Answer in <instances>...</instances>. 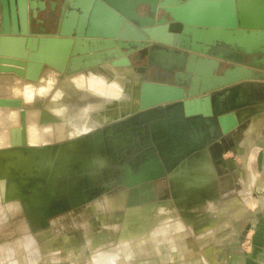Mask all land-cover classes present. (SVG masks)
Masks as SVG:
<instances>
[{
	"label": "rangeland",
	"instance_id": "rangeland-1",
	"mask_svg": "<svg viewBox=\"0 0 264 264\" xmlns=\"http://www.w3.org/2000/svg\"><path fill=\"white\" fill-rule=\"evenodd\" d=\"M180 41L182 40H179V42ZM149 46H156L158 48L166 47L157 44H150L146 47ZM222 49L229 51V53L232 51L228 54L230 55L229 57L227 55L225 56V58L231 60L229 61L230 64H228L229 68L235 65L248 66L253 60H262L257 68L258 73L263 74L261 79L241 83V86H244L243 88L248 90L250 94L248 95L247 93L246 98H244L239 105H248L247 108L242 109L244 114L242 111H239V114L236 116L239 119L247 115L243 121L244 127L239 130L238 134H247L249 131H251L252 134V131H255V129L259 132L257 128L253 130V126L256 125V123H251L249 119L251 115L249 116V114L256 111L254 106H263L261 100L257 101L254 99L260 97L258 91L264 90V54L258 53L249 56L239 51L236 52L231 50L226 46H222ZM159 50L161 51V49H158L157 51L151 52L150 49H148L147 55L150 57L149 63L153 61L152 57L157 59ZM176 50L182 49L177 48ZM142 51L143 50H141V52ZM136 55H134V60L137 58ZM240 57H242V61L239 62ZM110 66L113 67L112 65ZM113 68L116 69L115 71L118 69L116 67ZM119 69L121 70V68ZM46 71H49L50 74L52 73V77L49 73H46V77L48 78L50 76V78H52L50 82L53 83V88L46 85V89L48 90L46 93L48 96H44L43 101L39 100L35 105L31 104V102L27 104L26 92L25 94L22 93L23 96H21L19 90H16L14 87L16 83L12 86V89H10L13 92L11 96L14 95L16 96L15 98H0V264H96V258L94 260L93 256V247L88 238L102 237L104 236L103 234L109 232L110 229H112L110 232L115 234L114 230L120 228L121 225L120 227H115L112 224L114 218L121 219L122 217H126L128 212L135 210L133 213H130L124 225L120 228V236L118 235L119 239L117 238L119 246L116 247L115 251L113 250V254L115 255L114 259H116L123 254L121 252H123L124 249H120L123 245V243L121 244V237L125 236L126 231L130 227H134L132 232L135 231L137 234L141 231L138 230L137 227L141 224L142 220H140L136 214L139 211H143L144 208L141 210L139 208L143 207L144 204H133L132 200L142 198V196L152 197L155 200V194L153 190L149 188L148 184L141 188H136L137 190L134 192V188L128 187V180L138 176L140 174L138 172H140L143 165L149 160L159 157L160 163L164 162L161 160L160 146L151 144V141L146 135V127L138 126L133 130L131 128L125 132L107 135L106 131L108 127H113L120 124V122H113L108 125L104 124L98 128H91L93 122L90 119V115L84 113L85 115L82 116L83 118L81 117V108H84V110H94L95 106L99 103H105L109 99L112 101L120 99V96H117L119 93L116 91V87L120 88L121 86L119 84L116 85V82H120L117 81L118 79H115L116 81L109 85L110 83H107L109 80H101L98 78L101 76L100 73L94 75V73L91 72L90 74L85 73L89 74V76L85 74L80 75L83 77V81L66 83L59 80L60 76L57 75L55 70L46 67L41 74L42 78L40 77L39 79L41 81H37L39 83L26 81V83L22 85L24 91L34 83L37 84V87H35L36 91L44 88L47 78L45 77L44 80L43 77L46 74L43 73ZM125 72L129 74L134 73L130 70ZM134 76H130V79H134ZM145 79L147 80L146 76ZM42 81H45V84H43ZM2 83L3 82L0 81V86ZM120 83H123V86L127 84L126 81H121ZM77 87H79V89ZM55 88H58L57 93L66 95H62V97L58 99V102H54L57 105L56 108L59 107V111L54 108L55 111H50L47 116L51 117V113L61 112L62 106L63 111L61 112L62 114H59L58 118H62L63 123H60V120L54 117L52 122L55 130L49 128V133L45 129L50 123L46 125L41 124L40 116L42 112L47 111L48 106L51 104L49 92H52ZM226 89L228 88H224L222 91ZM214 93L215 92H212L211 94L213 95ZM22 109L26 112L25 117H22ZM78 110L80 116L77 114ZM37 112L38 114H34ZM32 114L36 115V118H39L36 119ZM30 116L32 117L31 119ZM32 119L36 123H34ZM30 120L32 122H30ZM22 123H25L24 127ZM66 124L71 125L73 128L70 126L69 131H67ZM66 131L70 138L68 143L65 142L67 136ZM99 133L101 134L100 136H98ZM200 133H202V141H204L206 137L210 136L207 135L210 134L209 126L205 125L201 127ZM49 134V139H51L46 142L45 138L43 140V137ZM253 135L255 137L252 138L254 140L252 141L253 145L248 147L247 152L253 151L254 148H257L261 143L256 139L257 134L254 133ZM230 143H232L234 147H231L228 152L226 151L224 153V160L221 162L226 164L225 166L231 171L235 168L237 169L236 158H238V163L240 165H249L250 158H247V155L244 156L246 157L245 162L242 160L243 156H238L240 155L239 152H243V150L237 148L236 141L232 140V142H228V147L231 146ZM197 146H200V141ZM180 148L184 150L181 146ZM194 152L193 157L197 158V155H200L198 158L201 156L204 157V161H207L206 166H203L202 169H198V171H194L193 174L187 173L188 171H186V173H176L179 167L186 163L184 158L180 163L176 164L170 176L175 196L177 197L178 203L181 204V211L179 212L174 208L175 206H172L170 202V204L166 201L163 202L167 204L160 203L168 205V212L174 216L173 218L178 219L180 217L182 220H191L190 223L187 222L189 225H193L196 221L194 220V210H192L195 204L203 203L202 206L208 208L207 216L204 213L202 216L197 215L195 217L198 221L197 223L210 216L211 211H213L214 201L209 205H206L204 202L208 195H210V197L212 196L214 199L219 191V183L216 175L217 170H215L216 166L209 151L205 148H200ZM168 172L167 174H169ZM235 173L238 175V173L243 172L238 170ZM245 173L251 172L246 171ZM231 179V177L227 179L230 186L232 182ZM160 180L162 179L157 181ZM193 180L196 183H207V185H205L209 186L205 188V191L210 190L211 193L209 192V194H207L208 191L200 193L199 191H193L191 188L192 191L186 188L187 185L191 184L190 181ZM165 181L167 182V180ZM257 185L255 184L254 188H257ZM166 186H168L169 189V184L166 185L165 183V187ZM146 189H148V191L144 192ZM63 190L66 191L65 196L67 200L69 198V203L64 198V195L62 196L60 193L63 192ZM111 192H113L112 195L105 196ZM129 192L130 197L128 196ZM165 194L166 196L163 200H172L168 192ZM122 199L127 203L123 202L124 205L121 208L113 209ZM92 201L93 203H91ZM84 202H88L85 208L72 211L73 208L82 205ZM36 215L39 219V226L35 225L34 216ZM56 215L64 216L68 218V220L71 218L70 224L65 226V222L59 218L53 220V217ZM27 216L31 218L32 227ZM84 217L85 219H83ZM49 218L53 220H51L52 224ZM103 220L105 222H103ZM169 220L172 223V217L166 221V225H163L164 228L167 227ZM8 222L11 223L6 224ZM121 223L122 220H120L119 224ZM163 227L161 228L163 229ZM187 228H191V226L185 224V232H187ZM92 232L94 233L92 234ZM132 232L131 237L133 236ZM166 232L167 230H165V233ZM136 236L135 239L132 237V240H130L128 244H125L126 248L131 242L144 240V236ZM82 237H84L87 242L81 239ZM114 241H116L115 237ZM108 242L109 241L102 243L101 247L97 248L98 251L108 250L109 247L113 246L114 243L109 244ZM140 246L141 245H138L137 247ZM125 260V257H123L119 259V262L122 263ZM146 261H143L139 257V254H136L135 258L126 264H144V262L146 264Z\"/></svg>",
	"mask_w": 264,
	"mask_h": 264
},
{
	"label": "water",
	"instance_id": "water-1",
	"mask_svg": "<svg viewBox=\"0 0 264 264\" xmlns=\"http://www.w3.org/2000/svg\"><path fill=\"white\" fill-rule=\"evenodd\" d=\"M55 1L62 13L57 20L54 10L40 7L45 0H0V75L37 82L47 66L62 74L88 73L108 64L136 69L132 59L146 46L157 44L182 49L178 41L189 42V53L182 52L180 57L158 52V60L167 62L169 59L168 62L175 65L174 83L148 81L145 79L147 68L142 69L137 88L138 108L122 119H135L129 129L146 127L147 138L151 144L160 146L161 160L164 161L160 163L156 157L158 165L153 167L149 160L138 176L128 180V187L136 192V188L151 183L155 194L156 181L167 177L170 195L180 207L170 180L175 167L167 165V158L173 159L176 165L185 158L186 149L180 143H171L170 150L166 148L167 152H164L165 138L156 139L153 124L157 119L165 120V117L152 114L167 112L175 121L176 117L169 115V110L164 108L178 103L183 106V114L178 118H214L217 112L213 98L225 91L222 89L231 90L243 82L261 79L263 74H259L257 68L262 60H253L248 66L235 65L218 74L226 60L210 57V51H221L222 46H226L249 56L264 54V45L260 50H246L244 46L247 40L253 39L252 36L264 35V0H189L185 3L180 0ZM148 8H152L153 13L162 11L170 19L169 23L164 18L157 23L148 20L145 17ZM55 24V34L33 33V28ZM54 58L60 60L61 67L53 63ZM212 92L215 93L212 95ZM247 106H234L218 112L221 115H216L217 122L211 135L200 141L199 148L195 149L209 151L220 176L230 171L221 161L224 153L234 147L232 143L228 147L227 143L236 141L238 130L244 127L247 115L239 119L236 116ZM21 112L25 117L26 112ZM122 120L116 119L107 125ZM22 124L24 127L25 123ZM160 166L166 169V173L156 175Z\"/></svg>",
	"mask_w": 264,
	"mask_h": 264
},
{
	"label": "crops",
	"instance_id": "crops-1",
	"mask_svg": "<svg viewBox=\"0 0 264 264\" xmlns=\"http://www.w3.org/2000/svg\"><path fill=\"white\" fill-rule=\"evenodd\" d=\"M45 1L47 2V3L45 2L46 6L45 4H43V2L40 3V7L42 9L44 7V9L48 8V10H54L58 18L62 17L61 9L57 1L55 0H45ZM50 4L52 6H50ZM56 31H57V24H55L53 27H45L40 29L36 27L33 30V33L34 34L44 33L45 35H52L55 34ZM258 63L260 64V62ZM81 74H85V73L84 72H77L74 74L61 73L60 76V74L57 72V75L60 76L59 80H62L66 83H68L69 79H72L73 77L76 76H80ZM50 76L52 77V73ZM51 79L52 78L50 77L47 78V82L44 85L45 89H46V85H49L51 88H53V83H50ZM0 81L3 82L2 85L0 86V98H9V97L15 98L16 96L14 95L11 96L13 92L12 90H10L12 89V86H14L15 83L16 85L14 87L16 90L17 89L19 90L21 96H23L25 92L26 93L35 92L36 91L35 87H37L36 86L37 84L34 83L31 84L33 88L27 87L26 90L24 91L22 85H24L27 80H22L11 75H0ZM149 81L160 82L154 79L152 80L150 79ZM77 88L79 89V87ZM57 91L58 88H55L52 92H49L51 101L57 96ZM246 93L248 92H245L244 94ZM258 93L260 94V97L254 100L257 101L261 100L263 102V106H254L256 111L252 114H249V116L251 115L249 119L251 123H256V125L253 124L254 125L253 130L257 128L259 129V132H257V130L255 129V131H252L253 132L252 134L251 131H249V133L247 134L242 133V135H240L239 133L236 138L237 148H239V150H243V152H239L240 155L238 154L237 155L239 157L243 156L242 160L244 162L246 158L244 156L247 155V158L248 157L250 158L249 159L250 163L249 165L244 164L242 166L238 163V158H236L235 160L237 163V169L235 168L233 169V171L230 170L228 173H223L221 176L218 173L216 174L217 181L219 183V191L217 193V196H215L213 199L212 196L210 197V195H208L204 202L206 205H209L212 201H214V207L212 206L213 211L210 210L211 211L210 216H208L204 220L200 219L202 221L197 223L198 221L195 218L197 215L202 216L205 213L207 216L208 208H206V206H202L203 203L195 204L193 206L192 210H194V215H195L194 220H196L193 225H189L187 223V222L190 223L191 220L190 221H186L184 219L182 220V218L180 217L178 219H175L173 218L174 216L172 217L171 213L170 214L164 213L162 219H160L161 226H159L157 229H162L161 227H163V225H166L167 224L166 221L172 217L171 220L172 223L169 220L167 227H165L166 229L163 227L162 231H157V232H153L152 234H148L147 236L144 237V240L142 241L131 242L129 246L123 252H121L123 254L120 255V257L114 259L115 256H113L105 264H126L127 262L133 260L136 254H139V257L143 261L147 260L146 264H264V90H260L258 91ZM45 96H48V94H46ZM246 96L247 95H245L244 98H246ZM58 119L60 120L59 121L60 123H63L62 118L61 119L58 118ZM70 126L71 125L66 124L67 131H69ZM67 131H66L67 136L65 139L66 143H68L70 139ZM254 133L257 134L256 139L261 143L257 148H254L253 151L247 152L248 147L253 145L252 141L254 140L252 138L254 137L253 135ZM238 170H241L243 173H238L237 175V173L235 172H237ZM246 171H250L251 173H245ZM229 177L232 178L231 180L233 182V183L231 182V186L227 180ZM255 184L257 185L258 189L254 188ZM207 191H206L207 194H209V192L211 193L210 190ZM60 193L62 196L64 195V198L66 199L65 196L66 191L63 190V192ZM112 193L113 192L105 196H110L112 195ZM128 196L130 197V192ZM66 201H68L69 203V198L68 200L66 199ZM88 202H84L82 203V205L76 206L75 208L72 209V211L78 210L80 208H85V205L88 204ZM166 202L172 203L173 206H175L174 208H176L179 212L181 211L180 210L181 207L176 206L173 199ZM91 203H93V201ZM125 203L127 202L125 201ZM144 207L145 205L139 209L141 210ZM134 211L128 212L126 214V217H122L121 219L114 218L112 224L115 227L116 226L120 227V225L122 227L124 225V222L127 220V217L130 215V213H133ZM58 216L56 215L55 217H53V220L55 218H59L60 220L65 222V226H68L70 224L71 218H69L68 220V218H65L64 216L63 217L61 215ZM34 217H35V225L39 226V219L37 215ZM27 218L32 227L33 224L31 222V218H29L28 216ZM83 219H85V217ZM51 220L52 219L49 218V221L52 224L53 220L52 221ZM120 220H122L121 224H119ZM103 222L105 221L103 220ZM9 223L11 222H8L6 224ZM184 223L187 226H191V228H187V232L184 231L185 230ZM120 228L114 230L116 234L115 235L116 241L113 240L104 241L103 238L106 239L108 237L107 234H103L104 235V237L102 236L103 238L102 237L88 238V240L91 241L90 244L93 247L94 260L95 258L97 259V257L95 256V254H97L95 252L97 249L94 251V248L96 247L95 244H97V242L101 244L107 241H109L108 242L109 244L114 243L112 247L108 248V250H101V251L112 252V250H116V247L119 246V242H117L118 241L117 238L118 235L120 236V232H119ZM165 230H167L166 233ZM93 233L94 232H92V234ZM81 239L85 240L84 237H82ZM138 245L141 246L137 247ZM98 246L100 247V245ZM123 257H125L126 260L120 263L119 259ZM96 264H101V263L98 260H96Z\"/></svg>",
	"mask_w": 264,
	"mask_h": 264
},
{
	"label": "bare ground",
	"instance_id": "bare-ground-1",
	"mask_svg": "<svg viewBox=\"0 0 264 264\" xmlns=\"http://www.w3.org/2000/svg\"><path fill=\"white\" fill-rule=\"evenodd\" d=\"M252 37H253V39H251L249 41L247 40V42L244 43L245 49L246 50H256V49L260 50V49H263L262 46L264 45V35L259 34V35L252 36ZM54 60H55L53 62L54 64H56L59 67L62 66V64L60 63L59 59L54 58ZM51 69H53V68H51ZM53 70L57 71L56 69H53ZM115 70L116 69H114L113 67H111L108 64V65H105V66H101V67L97 68L96 70L89 71V74L91 72L92 73H100L101 76H99L98 78L101 79V80H105V79L109 80L108 82L106 81L107 83H110L109 85H111V83L116 81L117 79H118L117 81H120V82L121 81H126L127 82V84H125V86L122 85L123 83L116 82V85L119 84V85L122 86V87L120 86V88L116 87L117 88L116 91L119 93V95H117V96H120V99L114 100L113 102H112L111 99H109V100H107L108 101L107 102L108 105L99 103L97 105L98 106L97 109L99 110V112H94V113L92 112V113L88 114V115H90V119L93 122V124L91 125V128L101 127L104 124L112 122V121H114L116 119L122 120L123 117L129 115V113H131L133 109H137L138 108V103L139 102H138V96H137L138 95L137 88H138V85L140 83V77L142 75L143 70L134 69V68H127V67L126 68H121V70L119 68L117 69V71H115ZM122 70H124V71H122ZM128 70L133 71L134 73H132V74L126 73L125 71H128ZM57 72L61 76V73L59 71H57ZM46 73L50 74L49 71L48 72L46 71L43 74H46ZM47 74L43 77L44 80H45V77L47 76ZM89 74H85V75L89 76ZM130 76H134L135 78L134 79H130ZM40 77H39V79H40ZM22 80H26V79H22ZM27 81H30V80H27ZM39 81H41V80H39ZM80 81H83V77L82 76L72 78L71 80H68V83L80 82ZM31 82H34V81H31ZM42 82H43V84H45V81H42ZM36 83H39V82H36ZM29 87H32V85H30ZM47 91H46L45 88H42V89H39V90H37L35 92L26 93L27 102L28 103L31 102V104L35 105V103L37 101H39V100L43 101L44 100V96L47 94L45 92H47ZM245 92H248V95L250 94V92L248 90L244 89L242 86H239V87L237 86V87H235V88H233L231 90H225V91H223V93H220L219 95H217L215 98H213L214 110H215V112H217L215 114L219 115L220 113H218V112L222 113V111H226V110H228L231 107L239 106L240 103L242 102L244 96L247 95V93L244 94ZM62 95H63V93H60V94L57 93V96L54 99H52V101H50L51 104L48 106L47 111L46 112H42V114L40 116L41 124L46 125L47 123H50L48 126H46L47 128L45 129L49 133H50L49 128L55 130L54 129L55 127H54V124H53L52 121H53L54 117H59V114H62L61 112L63 111V107L61 106V108H62L61 112H54L55 114L51 113L50 114L51 117H48L47 114H49L50 111L51 112L55 111L54 108H56L57 105L54 102H58V99L61 98ZM56 109L59 111V107L56 108ZM164 109H168L169 110V115H174L176 117L175 118L176 120L174 121L170 117H168L167 112H164V113L159 112L157 114H152V116H154V117H165V120L164 119L163 120L157 119L154 122L153 128L155 129V137H156V139L165 138L164 139L165 140L164 145H166V147L164 148L163 144H161V146L164 149V152L166 151V148L170 150V146L169 145L171 143H180V145L184 146L185 149H186L185 160L184 161L186 163L182 164L179 167V170L176 173H186V171H188L187 173H192L193 174L194 171H198V169H202L203 166H206V162H207V161L206 162L204 161V157L203 156H201L200 158H198L200 155H197V158L193 157V155L195 153L194 152L195 149L198 148V146H197L198 142L202 141V133H200V128L204 127L205 125L209 126L210 134H207V135H211V133L213 131V125H214L215 122H217L216 115L214 117V118H216L215 121H214V118L205 119L204 117H192V118L183 117L181 119V118H178V116H181L183 114V106H182V104H178V103L177 104H172V105H169V106H165ZM77 112L80 113L79 110ZM34 114H38V112L34 113ZM39 115H40V113H39ZM31 116H30V119L33 116L35 117L36 115H33L32 117ZM34 117H33V119L35 121H36L37 118H39V117H37V118L35 117L36 118L35 119ZM33 119H32V121L34 123H36ZM230 120L231 119L226 121V123L227 124L230 123L229 122ZM32 121L30 120V122H32ZM45 121H49V122H45ZM134 122H135V119L122 120L120 124H117V125H115L113 127H108L106 133H107V135H110V134H114L116 132H124V130L129 129L131 123L133 124ZM32 125H31V127H32ZM33 127H34V125H33ZM100 135L101 134L99 133L98 136H100ZM49 137H50V134L48 136L43 137V140L45 138L46 142L48 140L50 141L51 138L49 139ZM45 141H43V142H45ZM48 143H50V142H48ZM149 163H152L151 165H154L153 167H157V165H158L157 158L151 159ZM167 165L171 166V167L173 165H174V167L176 166L175 165V161H173V159H171L170 157L167 158ZM158 169L160 171V172H158L159 175H163L164 173H166V170L163 169L161 166ZM156 175H158V174H156ZM190 182H191V184L187 185L186 188H189V189L191 188L193 191H196V192L199 191L200 193H202V192L204 193L205 188L207 187L205 184H207V183H201V182L196 183V182H194V180L190 181ZM148 186H149V188L152 189L151 183L148 184ZM146 191H148V189L144 190V192H146ZM153 200H154V198H152V197L149 198L148 196L147 197H143L142 196V198L132 200L133 204L143 203L145 205L143 211H139L136 214L137 217L140 220H142L141 224H139V226L137 227V229L141 230V231H139V232L137 231L139 233V234H137V233H135V231L132 232L134 230L133 229L134 227H130L126 231L125 236L121 237V244L123 243V245L120 247L121 250L122 249L125 250L126 249L125 244H128L129 241L132 240V237H134V239H135V237H137L136 235H138L140 237H143V236L145 237L146 235H148V233L151 234L153 232L162 231V229H157V228L159 226H161V220L160 219H162L164 213L170 214V212H168L169 207H168V205H164V204H167V203L162 202L164 204H160L161 202H154ZM123 202H125L124 199H122L119 204L114 206L113 209L114 208L118 209L119 207H122L124 205ZM172 206H173V204H172ZM172 217H173V215H172ZM131 232H132V235H133L132 237H131ZM105 234H107L108 237L106 239L103 238L104 241L105 240H113L114 241V237H115L114 233H111L109 231V232H107ZM110 238H112V239H110ZM98 245H100V247H101L102 244L101 243H98L97 245L95 244L96 247L94 248V251L97 248H99ZM97 250L95 251L97 253V254H95V256L97 257L96 260H98L101 264L107 263V261H109L111 257L115 256L113 254L115 250L114 251L112 250V252L111 251H97Z\"/></svg>",
	"mask_w": 264,
	"mask_h": 264
},
{
	"label": "flooded vegetation",
	"instance_id": "flooded-vegetation-1",
	"mask_svg": "<svg viewBox=\"0 0 264 264\" xmlns=\"http://www.w3.org/2000/svg\"><path fill=\"white\" fill-rule=\"evenodd\" d=\"M182 2H188L189 0H180ZM146 16L145 17H148V20H153V21H160L162 20L163 18L166 20L167 23H169L170 19L166 16H164V14L162 13V11H157L156 13H153L152 12V8H148V10L146 11ZM56 20L58 19V17L56 16L55 18ZM54 26V25H53ZM52 25H46V26H43L41 28H45V27H53ZM35 28H33L34 30ZM40 29V28H39ZM43 30V29H42ZM40 34V33H39ZM41 34H44V33H41ZM178 45L179 46H182V50H176V49H172V48H158L156 46H149V47H146L145 49L147 50H143L142 52L138 53L136 55V59L134 60V57L132 59L133 61V65L136 69H143V68H147V72L145 74V76L147 77V80H157V81H160V82H163V83H174L175 80H176V71L174 70V67L175 65L171 64L168 62L165 61H160V60H157L155 59V57H152V62H150V57H148V49H150L151 52H154V51H157L158 49H161V51H163L166 55H173V56H177V57H180L184 52L185 54L188 53V50L187 48L190 47V44L189 42L187 41H178ZM160 51V50H159ZM232 51H230L231 53ZM229 51H226V50H221V51H218V50H211L210 51V56L212 57H221L222 59L226 60L224 61V63H222L221 65V68L220 70L218 71V74H221L223 70H226L227 68H229L228 64H230L229 61H231L230 59L228 60V58H225V56L227 55L228 57L230 55ZM169 58V57H168ZM172 61H174L175 59L174 58H171ZM242 57H240V61ZM234 61V60H233ZM236 62V61H234ZM154 64V65H152ZM232 65V64H231ZM153 73V74H152ZM95 75L97 73H94ZM152 76V78H151ZM150 77V78H149ZM125 86V85H124ZM108 101H106L105 103H100V104H106L108 105L107 103ZM113 102V101H112ZM98 106H95V109L94 110H90V109H86L84 110V108H81L80 111H81V117L84 116L86 113L89 114V113H94V112H99V110L97 109ZM87 108V107H86ZM89 108V107H88ZM78 114V112H77ZM79 116V114H78ZM83 118V117H82ZM143 129V128H141ZM165 180H167V182L165 180H160V181H157L154 185H155V193H156V202H163V201H168V200H163L164 197L166 196V192H168L170 194V191L168 189V186L165 187V183L166 185L169 184V181H168V178L167 177H164ZM165 181V182H164ZM168 183V184H167ZM159 200V201H158Z\"/></svg>",
	"mask_w": 264,
	"mask_h": 264
}]
</instances>
